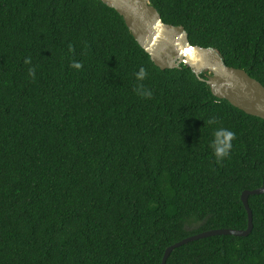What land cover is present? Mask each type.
<instances>
[{
    "label": "trees",
    "instance_id": "16d2710c",
    "mask_svg": "<svg viewBox=\"0 0 264 264\" xmlns=\"http://www.w3.org/2000/svg\"><path fill=\"white\" fill-rule=\"evenodd\" d=\"M150 2L264 85V0ZM262 186L264 119L158 67L114 8L0 0V264H161L246 229ZM248 204V235L166 264H264V193Z\"/></svg>",
    "mask_w": 264,
    "mask_h": 264
},
{
    "label": "water",
    "instance_id": "95a60500",
    "mask_svg": "<svg viewBox=\"0 0 264 264\" xmlns=\"http://www.w3.org/2000/svg\"><path fill=\"white\" fill-rule=\"evenodd\" d=\"M102 1L123 17L134 38L158 67L181 68L182 63L186 64L208 84L214 96L228 100L247 114L264 119V85L243 68L227 65L215 48L191 43L186 29L164 22L150 0ZM206 71L207 76L201 77L200 74ZM261 193H264V186L245 190L241 194L248 213L246 229L218 228L185 237L165 249L161 264H166L173 249L190 241L212 235H248L253 228L248 197Z\"/></svg>",
    "mask_w": 264,
    "mask_h": 264
},
{
    "label": "clouds",
    "instance_id": "9594fccd",
    "mask_svg": "<svg viewBox=\"0 0 264 264\" xmlns=\"http://www.w3.org/2000/svg\"><path fill=\"white\" fill-rule=\"evenodd\" d=\"M27 62L28 61L26 60L25 63ZM72 66L75 68H80L81 65L78 62H76ZM29 71L31 74V69ZM143 75H144V71L143 69H141L138 76L142 77ZM219 134L220 132H217L216 136H218ZM233 135L234 134L231 131H223V136H224L223 141L220 143L216 142L217 146L215 147V155H216L217 161L221 160L222 158L228 155V149L231 148V144L229 143V141L232 139Z\"/></svg>",
    "mask_w": 264,
    "mask_h": 264
}]
</instances>
